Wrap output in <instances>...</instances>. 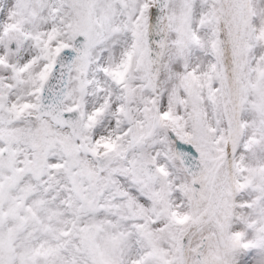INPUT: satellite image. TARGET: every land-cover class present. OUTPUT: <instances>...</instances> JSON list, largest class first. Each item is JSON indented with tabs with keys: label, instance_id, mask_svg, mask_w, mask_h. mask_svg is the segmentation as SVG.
I'll use <instances>...</instances> for the list:
<instances>
[{
	"label": "snow or ice",
	"instance_id": "1",
	"mask_svg": "<svg viewBox=\"0 0 264 264\" xmlns=\"http://www.w3.org/2000/svg\"><path fill=\"white\" fill-rule=\"evenodd\" d=\"M0 264H264V0H0Z\"/></svg>",
	"mask_w": 264,
	"mask_h": 264
}]
</instances>
